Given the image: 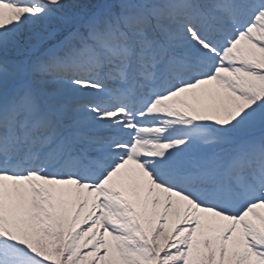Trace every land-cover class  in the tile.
I'll list each match as a JSON object with an SVG mask.
<instances>
[{
	"label": "snow or ice",
	"instance_id": "1",
	"mask_svg": "<svg viewBox=\"0 0 264 264\" xmlns=\"http://www.w3.org/2000/svg\"><path fill=\"white\" fill-rule=\"evenodd\" d=\"M0 264H264V0H0Z\"/></svg>",
	"mask_w": 264,
	"mask_h": 264
}]
</instances>
